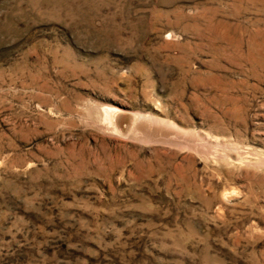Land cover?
I'll list each match as a JSON object with an SVG mask.
<instances>
[{"label": "rangeland", "instance_id": "1", "mask_svg": "<svg viewBox=\"0 0 264 264\" xmlns=\"http://www.w3.org/2000/svg\"><path fill=\"white\" fill-rule=\"evenodd\" d=\"M0 264H264V0H0Z\"/></svg>", "mask_w": 264, "mask_h": 264}, {"label": "bare ground", "instance_id": "2", "mask_svg": "<svg viewBox=\"0 0 264 264\" xmlns=\"http://www.w3.org/2000/svg\"><path fill=\"white\" fill-rule=\"evenodd\" d=\"M119 114H121L120 111H112L109 109L103 110L102 111V123L104 124V126H102V127L106 130L112 131L114 134L115 133H117V134L122 133L123 134L125 132V126L127 124L119 123V122H121L122 119H124V118L118 117ZM145 134H146V131L144 129H142V126L139 122L135 125V127H133L131 129L130 133H128V136L135 138V139H143V138H145Z\"/></svg>", "mask_w": 264, "mask_h": 264}]
</instances>
